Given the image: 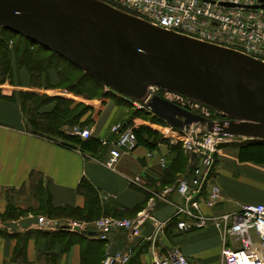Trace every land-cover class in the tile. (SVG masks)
<instances>
[{
  "label": "crops",
  "instance_id": "obj_1",
  "mask_svg": "<svg viewBox=\"0 0 264 264\" xmlns=\"http://www.w3.org/2000/svg\"><path fill=\"white\" fill-rule=\"evenodd\" d=\"M26 90L42 91L47 88H32L27 70L14 65L12 81L0 84V264H45L37 257L47 250L59 253L57 264H83L86 251L92 249L86 241H76L64 248L63 242L48 243L44 236L34 232L41 230L36 227L35 218L48 216L42 213L43 200L34 192L35 184H39L41 191L49 195L52 206L83 207L85 197L77 191V186L84 178L104 199H101L102 205L107 203L110 211L129 215L146 201L144 208L152 197L151 191H157L148 183L152 168L160 167L158 156L166 158L168 144L159 142L152 151L137 145L129 153H123L114 168H108L104 164L108 156L107 147L91 153L64 145L58 139L29 132L18 100V93ZM99 111H96L95 117ZM100 115L101 121L97 125ZM100 115L87 127L92 129L91 136L107 137L110 126L118 121H113V110L104 116L101 111ZM228 150L227 143L220 145L214 155L211 181L219 186L221 199L212 209L201 203V210L205 213L236 212L243 203L264 202V162L241 160L237 149L233 153ZM134 176H140V186L130 184L129 179ZM157 185L158 182L154 186ZM145 191L150 193L147 200ZM168 199L174 203L182 200L176 193L169 194ZM154 201L152 215L155 218L165 220L171 217L174 211L172 203L157 197ZM8 209L19 214L4 218L3 214ZM27 231L32 233L25 240L26 262L21 263L14 259L19 239L14 235ZM151 233L149 219L142 226L140 236L130 237L125 232L115 231L104 242V253L107 246L110 252L130 247L133 254L138 252L137 260L132 264H145L151 260L154 251L155 255H164L170 247L177 246L192 264H220L221 237L218 229L211 225L188 232H178L174 227L164 229L155 243V250L148 238ZM88 238L96 239L93 235ZM228 241L231 242V238Z\"/></svg>",
  "mask_w": 264,
  "mask_h": 264
},
{
  "label": "water",
  "instance_id": "obj_2",
  "mask_svg": "<svg viewBox=\"0 0 264 264\" xmlns=\"http://www.w3.org/2000/svg\"><path fill=\"white\" fill-rule=\"evenodd\" d=\"M0 28L125 97L144 100L153 86L224 117L213 120L154 94L146 106L167 125L264 142V61L251 55L161 28L104 0H0Z\"/></svg>",
  "mask_w": 264,
  "mask_h": 264
},
{
  "label": "built area",
  "instance_id": "obj_3",
  "mask_svg": "<svg viewBox=\"0 0 264 264\" xmlns=\"http://www.w3.org/2000/svg\"><path fill=\"white\" fill-rule=\"evenodd\" d=\"M104 1L161 28L233 48L264 61V0ZM160 91H164L165 95L162 97L165 99L183 107L188 106L192 112L213 120L220 119L215 117L219 114L218 111L201 102L153 86L148 88L143 104L146 106V101ZM161 129L169 144L180 143L188 157L187 172L180 175L174 185L165 186L160 192L151 191L152 197L134 217L104 215L85 221L39 215L35 218L36 227L46 231H73L86 235L88 231H93L96 239L107 242L115 231L125 232L130 237L140 236L142 226L149 219L152 233L148 238L155 250V243L171 221H175L174 229L178 232L193 231L211 225L218 229L221 237L220 264H264V202L243 203L236 212L205 213L200 207L203 203L212 209L220 201V188L211 181L214 155L221 144L229 143L236 137L208 131L198 132L192 126L177 128L164 125ZM66 132L82 139L92 135V129L87 126L74 125ZM109 133L110 136L99 137V141L101 146L108 148L104 164L108 168H114L123 153H129L136 147V136L131 125L121 122L113 123ZM192 154L195 155L194 162ZM158 163L165 167L164 157L158 156ZM129 182L140 186L141 178L134 176ZM172 193L178 194L181 202H171L168 195ZM154 197L174 205L171 217L160 220L152 215ZM101 199L104 200L102 197ZM228 238H231V242ZM153 254L151 260L145 264H191L177 246L170 247L164 255H155V251ZM132 255L133 250L130 247L110 252L107 246L100 264H127Z\"/></svg>",
  "mask_w": 264,
  "mask_h": 264
},
{
  "label": "trees",
  "instance_id": "obj_4",
  "mask_svg": "<svg viewBox=\"0 0 264 264\" xmlns=\"http://www.w3.org/2000/svg\"><path fill=\"white\" fill-rule=\"evenodd\" d=\"M0 31L19 36V39L14 41L11 46H9L6 39L0 37V84H3L7 79H11L15 65L16 68L22 67L27 70L30 86L32 88L45 86V88L51 89L53 85L51 84L52 76L49 74V71L53 69V76L58 78V83H62L64 80L63 77H66L64 70H67L60 67V64H63L66 68L81 72V74L86 76L91 83L104 85L53 51L8 30L0 28ZM78 82L79 81H76L75 84L71 83L69 85V93L75 92L77 94L79 92V90L75 87ZM81 86L83 85L80 84V87ZM18 100L26 128L29 132L49 139H58L64 145L78 147L81 150H86L91 153H96L103 147L100 144L99 137L90 136L86 139H82L79 136L71 135L61 129L62 125L79 119L77 115L69 117V114L74 109V107H70L73 102L70 98L39 94L34 90H26L18 93ZM48 105H50V107H48ZM185 108L191 109L188 106ZM155 117H157L160 122L164 123L158 116ZM215 117L222 116L216 114ZM118 122L124 123L127 126L131 125L127 120H121ZM79 126L83 127L82 125ZM133 131L136 136V146L143 145L151 151L156 149L159 142L166 141L161 136L159 137L158 133L150 129L148 126H135L133 127ZM108 136H110V133ZM234 146H236L238 150V157L241 160H251L257 163L264 162L263 141L243 139L235 143ZM165 163V167L160 166L152 168V176L149 179L148 185L153 187L155 190L163 189L168 185H174L177 178L187 172L188 157L183 152L180 143L168 146V154L165 158ZM156 182H158V185L154 186ZM33 189L36 194L42 196V213L50 217H67L85 221H92L104 215L130 217L141 210L146 203V201L141 203L138 207H136V209H134L133 213L129 215L110 211V209L107 208V203L102 205V200L97 190L88 180L84 178L80 180L77 186V191L85 197V204L83 207L52 206L49 203V195H45V193L41 191L39 184H35ZM145 193L147 200L150 197V193L147 191H145ZM18 214L19 213H15L13 209H8L3 215L5 216L4 218H11L16 217ZM174 225L175 221H171L166 225L165 229L167 230V228H172ZM34 232L44 236L48 243H54L56 241L63 242L64 248H67L76 241H86L92 245V249L90 248L89 252L86 251L85 254L87 260L84 259L85 261L83 264H100L102 258L104 257L103 240H90L87 235L73 231L35 230ZM30 233H32V231H27L22 235H14L19 238L14 259L20 261L21 263L26 262L24 258L25 240ZM89 254H93V256H89ZM58 256L59 253H51L47 250L46 253L38 255L37 260L45 264H57ZM137 256L138 252L134 253L127 264L135 263Z\"/></svg>",
  "mask_w": 264,
  "mask_h": 264
},
{
  "label": "rangeland",
  "instance_id": "obj_5",
  "mask_svg": "<svg viewBox=\"0 0 264 264\" xmlns=\"http://www.w3.org/2000/svg\"><path fill=\"white\" fill-rule=\"evenodd\" d=\"M0 37L6 39L9 46H11L14 41L19 39V36L11 35L4 31H0ZM60 67H62V69H67L64 70L66 77H63L64 80L62 83H58L59 80L56 76H53L54 70L52 69L49 71V74L53 76V82H51L53 86L51 87V89L34 91L39 94L67 97L73 101L70 107H74V109L69 114V117L77 115L79 119L71 123L62 125V130L68 131L71 126L74 125H82L83 127L89 126L91 123L95 122V118L100 115L101 111L103 112L104 116L105 114H108L111 112V110H113V121L127 120L132 127L141 125L148 126L150 129L156 131L159 137L161 136L166 140L165 142L163 141V143H167L168 146L171 145L169 144L166 135L161 132V127H163L165 123L160 122L159 119L155 117L156 115L150 112L149 108L143 104L144 100H134L132 98L125 97L124 95L110 89L105 85L91 83L86 78V76H84L77 70L66 68V66L63 64H60ZM12 79L13 74L11 76V79H7L5 82H11ZM76 81H79L75 86L76 89L79 90V92L77 94L75 92V94L69 93V85L71 83L75 84ZM80 84H82L83 86L80 87ZM159 95H165L164 91H160ZM48 107H50V105H48ZM98 110L100 111L95 117V113ZM98 121L99 122L97 125L100 124L101 115L98 118ZM238 141L239 140H237L236 138L233 141L227 143V148L229 149L228 151H231V153H233L237 149L234 144ZM161 190L162 189H157L158 192H160Z\"/></svg>",
  "mask_w": 264,
  "mask_h": 264
}]
</instances>
